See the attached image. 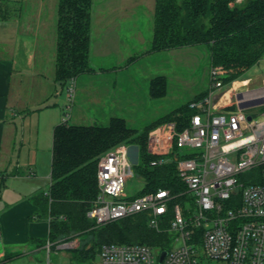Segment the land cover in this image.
Instances as JSON below:
<instances>
[{
    "label": "built area",
    "instance_id": "built-area-1",
    "mask_svg": "<svg viewBox=\"0 0 264 264\" xmlns=\"http://www.w3.org/2000/svg\"><path fill=\"white\" fill-rule=\"evenodd\" d=\"M225 72L211 69L207 94L189 102L188 125L178 130L166 121L149 131L146 152L150 166L175 162L188 200L173 206L168 189L126 196L124 187L138 163H131L127 145H118L97 161L98 195L87 216L101 226L144 212L148 226L170 235L168 249L144 244L109 243L100 247V264H264V76L224 83ZM234 82L239 83L233 89ZM68 89L62 122L70 118L75 81ZM229 84L224 92L223 89ZM226 103L215 104V95ZM234 108H230L233 107ZM248 117L250 119L248 120ZM47 241L46 248L50 250ZM72 248L73 241L58 244ZM166 255L159 262V255ZM47 264H50L47 262Z\"/></svg>",
    "mask_w": 264,
    "mask_h": 264
},
{
    "label": "trees",
    "instance_id": "trees-1",
    "mask_svg": "<svg viewBox=\"0 0 264 264\" xmlns=\"http://www.w3.org/2000/svg\"><path fill=\"white\" fill-rule=\"evenodd\" d=\"M155 0L153 36L150 53L185 47L206 46L210 68L225 72L224 83L237 80L264 57V0ZM14 4V3H13ZM12 7V5H11ZM8 13L0 4V18L18 15ZM92 0H58L56 22L55 80L66 85L82 74L92 73L89 65ZM166 78L150 82V95L166 93ZM158 86L161 91H158ZM207 94L204 91L191 101ZM189 102L144 127L130 128L122 118H111L108 125H70L62 122L53 130L50 187L46 194L33 197L36 216L48 222L47 241L56 244L85 236L86 243L73 249L77 259L91 261L104 244H144L154 249H168L170 235L148 226L144 212L136 213L98 226L87 216L98 195L96 171L98 158L112 148L132 144L139 155L135 175L143 181L136 195L168 189L174 196L165 220L172 217L175 204L188 200L175 170V162L150 166L153 157L146 152L150 130L174 121L177 129L188 125L192 111ZM42 244V243H41ZM89 245L87 248L86 246Z\"/></svg>",
    "mask_w": 264,
    "mask_h": 264
},
{
    "label": "crops",
    "instance_id": "crops-1",
    "mask_svg": "<svg viewBox=\"0 0 264 264\" xmlns=\"http://www.w3.org/2000/svg\"><path fill=\"white\" fill-rule=\"evenodd\" d=\"M142 3L92 0L89 65L93 72L84 74L86 78L103 79L111 69L120 73L129 69L127 65L136 59L134 48L148 54L153 25L150 36L151 16L145 17ZM46 43L39 19L29 24L20 11L16 17L0 18V262L31 252V241L48 236V222L36 216L33 197L46 194L50 187L53 130L62 123L68 92L61 98L65 86L55 80V54L52 50L49 56ZM108 60L114 62L105 69ZM152 79L148 97L157 99L150 96ZM79 81L80 77L75 79V87ZM225 103L224 97L215 95L217 106ZM120 106V114L133 110L125 102ZM72 117L79 123L77 115ZM115 117L119 116L112 111L108 119Z\"/></svg>",
    "mask_w": 264,
    "mask_h": 264
},
{
    "label": "rangeland",
    "instance_id": "rangeland-1",
    "mask_svg": "<svg viewBox=\"0 0 264 264\" xmlns=\"http://www.w3.org/2000/svg\"><path fill=\"white\" fill-rule=\"evenodd\" d=\"M19 6L20 14L24 20L34 25L39 19L43 24L45 40L47 39V53L52 55L56 49V22L58 0H12ZM154 1L144 0L141 5V11H144L145 17H150L149 25L151 27L154 19ZM238 0L237 3H242ZM4 7L8 5V13L14 14L13 3L8 0H0ZM149 4V6H148ZM12 5V7H11ZM148 12H150L148 14ZM19 13V12H18ZM30 26V25H29ZM151 43L148 45V54L145 51L134 48L133 60L127 66L129 69L120 73L112 69L106 71L103 79L100 77L86 78L84 74L80 75V81L77 87L74 85V98L71 103L70 118L77 115L79 123H75L73 117L68 119L70 125H108L110 113L113 111L115 116H119L126 121L130 128L142 131L145 126L159 118H163L173 110L190 102L196 95L202 93L210 84V59L209 51L206 46L185 47L169 51L150 53ZM113 60H108L103 64L105 69L112 67ZM92 66H97L92 60ZM122 66H125V64ZM158 76L166 78L165 95L156 98L148 97L149 80ZM264 76V57L254 66L245 71L239 79L253 78V85L259 86ZM77 77V78H79ZM83 77V78H82ZM70 83L63 88L62 97L66 96ZM239 83L234 82L233 89L239 88ZM229 84L224 88L227 89ZM158 91L161 87L158 86ZM207 91V90H206ZM151 96V95H150ZM153 97V96H151ZM97 101V102H96ZM99 102V103H98ZM120 102H125L133 106V110L120 114L123 107H119ZM68 99H66V104ZM109 107V108H108ZM113 108V109H112ZM231 109L234 108L230 107ZM264 107L253 109L256 113H261ZM65 112V111H64ZM113 114V113H112ZM114 116V115H113ZM130 150L131 163H139V155L132 144L127 145ZM143 188V181L135 174L127 180L124 187V194L132 196L137 194ZM31 241L29 250L31 252L13 257L10 260L2 261L0 264H100L99 257L96 256L91 261H81L76 258L73 249H80L87 242L85 236L71 239L72 248H58V244L53 245L48 250L47 237ZM65 241V242H70ZM43 244L37 250V246ZM87 248L89 245L86 246ZM205 264H223L219 262H207Z\"/></svg>",
    "mask_w": 264,
    "mask_h": 264
},
{
    "label": "water",
    "instance_id": "water-1",
    "mask_svg": "<svg viewBox=\"0 0 264 264\" xmlns=\"http://www.w3.org/2000/svg\"><path fill=\"white\" fill-rule=\"evenodd\" d=\"M250 119V117H248V120ZM166 255V251H162L159 255V262H161L163 260V258L165 257Z\"/></svg>",
    "mask_w": 264,
    "mask_h": 264
}]
</instances>
